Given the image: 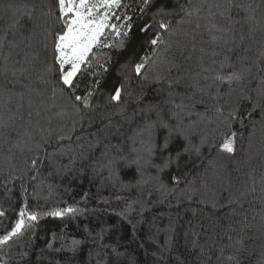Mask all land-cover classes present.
<instances>
[{
  "label": "trees",
  "instance_id": "obj_1",
  "mask_svg": "<svg viewBox=\"0 0 264 264\" xmlns=\"http://www.w3.org/2000/svg\"><path fill=\"white\" fill-rule=\"evenodd\" d=\"M71 17L0 0V264H264V0H120L70 87Z\"/></svg>",
  "mask_w": 264,
  "mask_h": 264
},
{
  "label": "snow or ice",
  "instance_id": "obj_2",
  "mask_svg": "<svg viewBox=\"0 0 264 264\" xmlns=\"http://www.w3.org/2000/svg\"><path fill=\"white\" fill-rule=\"evenodd\" d=\"M148 0H145L147 3ZM59 5L61 12L65 15L71 14L72 18L67 23V31L62 34H58L56 37L55 49L59 53L56 56V60L59 62L62 76L61 79L63 83L73 85V78L79 72L81 64L85 63L88 54L92 51L94 46H107L101 45V37L103 36L106 29L111 28L117 36L126 34L119 30V26L116 24H111V9L120 6V0H59ZM98 9H103V15L98 13ZM118 19V18H117ZM161 28H165L166 25L161 23ZM129 27L128 25L124 26ZM159 41V36L151 40L152 45H156ZM65 65H69L67 71H63ZM143 64H137L135 70L137 73ZM239 76L236 73H232L227 79H238ZM217 79H225V77L218 76ZM120 88L115 89V95L112 99H119ZM77 100L81 97L77 96ZM235 133H232L231 137L225 139L224 143L221 145L222 148L231 152L233 150V137ZM168 147V141H165L163 148L166 150ZM179 159V157H177ZM35 163V161H33ZM167 164V162H166ZM165 164V166H166ZM76 210L69 207L64 210H57L51 215L63 216L65 213H73ZM3 213H0L2 215ZM25 212L21 209L20 216L21 219L18 220L15 226L12 228L11 232L7 235L0 237V243L7 242L11 237L18 234L24 227L23 217ZM30 220L34 221L37 219V215L32 213L28 217ZM78 241H73V245L78 244Z\"/></svg>",
  "mask_w": 264,
  "mask_h": 264
},
{
  "label": "rangeland",
  "instance_id": "obj_3",
  "mask_svg": "<svg viewBox=\"0 0 264 264\" xmlns=\"http://www.w3.org/2000/svg\"><path fill=\"white\" fill-rule=\"evenodd\" d=\"M114 8H115V7H114ZM114 8L111 9V13H112V11H113ZM97 11H98V13H99L100 15H103V12H104L103 9H98ZM71 18H72V17H71ZM71 18H70V20H71ZM65 31H67V29H66ZM58 54H59V53H58Z\"/></svg>",
  "mask_w": 264,
  "mask_h": 264
}]
</instances>
